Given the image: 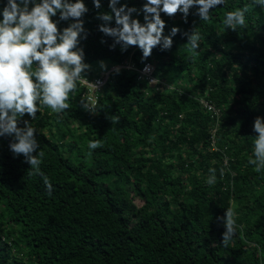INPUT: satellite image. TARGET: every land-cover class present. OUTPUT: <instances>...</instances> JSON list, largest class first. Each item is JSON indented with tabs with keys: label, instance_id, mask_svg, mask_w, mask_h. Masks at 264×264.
Listing matches in <instances>:
<instances>
[{
	"label": "trees",
	"instance_id": "obj_1",
	"mask_svg": "<svg viewBox=\"0 0 264 264\" xmlns=\"http://www.w3.org/2000/svg\"><path fill=\"white\" fill-rule=\"evenodd\" d=\"M144 2L121 0L138 10ZM250 3L226 0L207 22L162 14L164 34L173 26L181 33L171 50L156 48L142 62L138 48L110 50L112 38L98 31V10L85 0L86 62L121 72H110L90 113L78 83L62 114L42 107L30 120L50 195L24 157L13 156L11 138L0 137V264H264V169L248 162L254 120L264 117V9L252 8L235 31L222 23ZM101 4L110 11L108 0ZM194 26L201 46L192 60L182 33ZM146 63L156 86L140 78ZM93 140L101 147L89 149ZM229 207L236 235L224 246L217 217Z\"/></svg>",
	"mask_w": 264,
	"mask_h": 264
},
{
	"label": "clouds",
	"instance_id": "obj_2",
	"mask_svg": "<svg viewBox=\"0 0 264 264\" xmlns=\"http://www.w3.org/2000/svg\"><path fill=\"white\" fill-rule=\"evenodd\" d=\"M92 4L98 10L95 18L101 22L98 31L104 37L112 38L110 50L119 46L123 53L130 47L138 48L143 62L156 48L171 50L173 37L181 33L179 27L173 26L165 35L166 22L162 14L169 18L180 14L184 23H188L192 14L207 22L211 19V10L225 5L226 0H145L139 10L121 0H108L110 11L101 10V0H92ZM257 6L264 9V0H251L250 4L228 11L223 25L232 31L245 27L246 14ZM193 8L195 13L190 12ZM88 12L85 0H6L0 9V137L11 138L9 149L13 156L24 157V162L30 165L29 174L42 178L49 195L52 184L40 167L45 152L38 151L37 130L30 120L36 118L42 107L62 114L69 108V95L76 91L78 83L97 89L102 86L103 81L90 82L87 78L92 65L86 62L82 41L89 36L84 20ZM141 12L143 23L138 18ZM61 22L68 24L61 28ZM182 35L187 37L184 46L191 53L190 59L194 60L199 54L201 34L194 26ZM100 43L107 41L101 39ZM98 64L107 72L105 61H98ZM149 69L146 65L144 70ZM113 72L119 74L121 68L115 66ZM81 107L89 113L92 111V106L84 100ZM25 116L30 119H24ZM253 131L258 134L254 139L255 158L248 162L260 172L264 169V117L255 118ZM88 147L96 149L101 147V142L90 141ZM215 182V169H210L207 183ZM217 221L225 228L222 245L227 246L236 235L233 208L226 209L225 215L217 217Z\"/></svg>",
	"mask_w": 264,
	"mask_h": 264
},
{
	"label": "built area",
	"instance_id": "obj_3",
	"mask_svg": "<svg viewBox=\"0 0 264 264\" xmlns=\"http://www.w3.org/2000/svg\"><path fill=\"white\" fill-rule=\"evenodd\" d=\"M148 65L150 66V69L145 71V66ZM122 67V66H119ZM123 67L126 68H134V65L131 64H127L124 65ZM113 69H110L109 71L102 73L101 75H99L98 77H95L94 79L90 80V82H95L96 80H101L103 81V84L101 87H99L98 89L95 87H91L89 84H82L84 86L87 87V93H86V102H88L91 106H92V110L96 107L97 103H98V99L100 96V93L102 92L108 78H109V74ZM141 73L140 78H145L149 81V83L152 86H156L158 84V80L154 77V66L151 63H146L141 70H139ZM205 106H208L207 103H205ZM209 109H212V106H209ZM218 113V112H216Z\"/></svg>",
	"mask_w": 264,
	"mask_h": 264
},
{
	"label": "rangeland",
	"instance_id": "obj_4",
	"mask_svg": "<svg viewBox=\"0 0 264 264\" xmlns=\"http://www.w3.org/2000/svg\"><path fill=\"white\" fill-rule=\"evenodd\" d=\"M106 64H107V67H108V66H109V63L106 62ZM92 69H93V71H95L96 73H100L101 69H100V67H99L98 61H96V62H94V63L92 64Z\"/></svg>",
	"mask_w": 264,
	"mask_h": 264
},
{
	"label": "water",
	"instance_id": "obj_5",
	"mask_svg": "<svg viewBox=\"0 0 264 264\" xmlns=\"http://www.w3.org/2000/svg\"><path fill=\"white\" fill-rule=\"evenodd\" d=\"M112 69H114V67Z\"/></svg>",
	"mask_w": 264,
	"mask_h": 264
}]
</instances>
